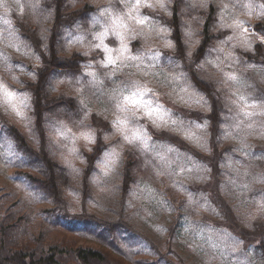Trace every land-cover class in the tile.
<instances>
[{"label": "rangeland", "instance_id": "rangeland-1", "mask_svg": "<svg viewBox=\"0 0 264 264\" xmlns=\"http://www.w3.org/2000/svg\"><path fill=\"white\" fill-rule=\"evenodd\" d=\"M211 1L220 7L219 22L225 30V43L213 51V54L207 55L203 66L213 70L220 85L229 90L228 97L231 101L233 92L237 95L243 92L258 106L255 110H248L262 111L264 108L260 105L264 103V68L245 63L241 58L242 52L250 51L252 48L254 37L251 23L264 17L257 15L259 6L264 5V0H251V2L250 0H192L201 8H206ZM149 2L153 4L152 8L138 9L141 16L148 18V24L141 28L134 22L125 21L129 23L132 31L124 34L129 47V53L126 55H136L138 51L141 53L155 51L159 53L155 67H152L151 62L148 61H146L147 68L136 67L132 62H126L128 64L126 68H122L119 62L115 69L101 66L106 62V53L95 47L98 41L94 37L110 27L111 19L115 18L120 10H128L129 5L122 3V0H90L96 10L91 14L89 24L91 22L92 24L88 32L80 28L79 23L73 26V30L67 29V49L78 50L82 52V56L87 57L81 65L90 60L92 53L98 54V60L90 62L88 65L92 67L85 66L83 73L74 78H55L53 93L59 94L64 91L67 96L76 98L83 107V121L78 125L62 121L57 124L54 136L61 139L58 129L63 127L69 130V134L73 137L80 136L83 132H91L95 137L93 144H87L83 139L77 140L75 144L62 140L60 147L64 154L63 158L66 162L74 163L78 173L74 183L78 185L80 168L85 166L88 152L96 144V140L102 138L108 146L103 155L99 156L96 170L91 177L94 195L90 206L96 215L108 220L118 217L119 205H124L123 214L128 222L150 237L161 252L167 251L168 230L178 215L181 223L171 252L167 256L172 261L181 264H261L254 249L256 240L241 237L224 219L219 208L220 200L216 198L217 185L210 167L178 149L174 144V148H171L169 143L164 141L163 136L168 138L173 136L175 138H171L172 141H181L198 151L211 153L207 103L200 100L202 94L189 83L179 62L175 60L173 46H168L172 41L165 22L170 15V1L166 0L164 8H161L156 0ZM43 3V0H21L20 4H17L16 0H3L0 5V18H2L0 19V82L18 96H26L29 104L27 109H19L23 112V118L18 117L7 106H0V187L3 192L9 193L13 201H17L22 211L30 214H36L38 209L49 205L30 190L27 183L22 182V179L15 175L16 169L22 166L21 158L19 153H16L13 142L6 135L4 127L9 123L17 124L20 128L32 124L31 98L22 87L30 79L31 73L28 69L38 65L39 57L34 48L24 41L16 21L35 15ZM102 9L111 11L113 16L107 19L105 16H100L99 12ZM4 20L8 23L4 24ZM96 20L100 22L96 23ZM237 20L242 21L249 29L248 33L244 34L247 44L240 38L243 29L228 27ZM161 29L166 31L161 32ZM120 31L124 32L123 29ZM132 35H136V39H127ZM229 37L232 39L229 40ZM64 41L65 38L60 35L58 47ZM104 46L113 50V59L119 55L117 49L120 47V42L111 33L106 37ZM87 72L96 74L95 81L92 76L85 75ZM224 74L235 75L236 84L226 82ZM130 81L139 83L149 92V97L146 99L150 98L153 103L160 105L162 109L160 114L168 121L166 125L160 123V126H156L142 112L138 113L140 118L137 126H143L148 137L147 144L129 145L112 127L118 115L111 100L113 90L120 84ZM237 117L236 109L228 123V128L223 129V144L231 145L230 152L234 154L221 160L218 170L220 184L218 191L230 207L234 225L240 229L243 227L242 230L247 232L255 230L252 233L259 234L264 229L262 226L264 208L261 207L264 204V116H255L245 124H240ZM249 123L251 127L246 126ZM45 133L49 139L46 128ZM155 134L158 135L156 140H154ZM187 136H191L192 139H186ZM73 147L76 149L74 154L69 151ZM126 147L145 150L141 153L149 152L154 160L156 177L133 185L131 194L124 203V200L120 199V170L123 164V149ZM110 151L117 154L116 163L104 168L103 164L107 162L105 153ZM57 154L60 156L56 151ZM165 187L173 192V197H184V203L179 205L176 199L171 201L164 190ZM70 197L78 206L80 196L73 193ZM36 221L38 222L37 217ZM122 235L125 237L123 247L127 252L131 248L143 252L148 249V244L137 243L138 238L130 231L128 233L122 231ZM87 240L91 241V239Z\"/></svg>", "mask_w": 264, "mask_h": 264}, {"label": "trees", "instance_id": "trees-1", "mask_svg": "<svg viewBox=\"0 0 264 264\" xmlns=\"http://www.w3.org/2000/svg\"><path fill=\"white\" fill-rule=\"evenodd\" d=\"M43 1L35 15L16 21L24 41L34 48L39 57L38 65L28 69L31 76L22 87L31 98L32 124L20 128L17 124L9 123L4 130L21 158L22 166L16 169L15 175L49 206L38 209L36 214L27 213L0 187V264H181L167 257L181 223L178 215L168 230L167 251L161 252L150 237L128 222L123 214L124 205H119L118 217L108 220L96 215L90 206L94 195L91 177L97 161L108 146L102 138L97 139L88 152L85 166L80 168V181L75 185L78 173L74 163L64 160L60 147L62 139L56 138L54 133L57 124L62 121L73 125L81 123L83 107L76 98L67 96L64 91L54 94L53 90L56 77L74 78L82 74L90 62L98 60V54L92 53L90 60L81 65L87 57L78 50H68L66 46L67 29L73 30V26L79 23L80 28L87 33L92 24H89L91 14L96 7L90 0ZM169 1L170 15L165 24L170 30L174 57L189 83L207 101L211 153L198 151L181 141H172L171 138H175L173 136H163L164 141L171 148L175 145L208 165L217 189L220 186L218 170L221 160L234 154L230 152L231 145L223 144V129L228 128L236 112L228 97L229 90L220 85L210 67L203 66L207 55L213 54L225 43V30L219 22L220 7L213 1L206 8H201L192 0ZM251 26L254 37L252 48L242 52L241 60L264 68V43H261L264 40V17L251 23ZM60 35L65 41L58 47ZM157 136L154 135V140ZM56 151L60 156L56 155ZM142 151L145 150L123 149L120 199L124 203L133 185L156 177L152 155ZM164 190L171 201L176 199L179 205L184 203V197H173L170 189L165 187ZM217 191L219 208L230 228L243 238L256 240L255 253L260 263L264 264V229L259 234H244L240 228L238 231L235 228L237 226L233 225L231 210L227 209L229 206ZM73 193L80 196L78 206L71 200L70 195ZM127 230L138 238L137 243L148 244V249L143 252L131 248L127 252L123 247L125 237L122 235V231L128 233Z\"/></svg>", "mask_w": 264, "mask_h": 264}, {"label": "snow or ice", "instance_id": "snow-or-ice-1", "mask_svg": "<svg viewBox=\"0 0 264 264\" xmlns=\"http://www.w3.org/2000/svg\"><path fill=\"white\" fill-rule=\"evenodd\" d=\"M20 2L21 0H16L17 4H20ZM2 3L3 0H0V5H2ZM122 3L129 5L128 10H120L115 18L111 19L110 27L106 28L104 32L94 37V39L98 41L95 47L106 53V62L101 66L104 68L115 69L117 63L119 62L122 68H126L128 66L126 62H132L136 67L147 68L148 64L146 61H148L151 62L152 67H155L159 59V53L155 51L143 53L138 51L136 55H126V53H129V47L126 43V36L124 34L132 31V29L129 27V23H126L125 21L134 22L136 26L141 28L148 24V18L141 16V14L138 12V9L141 7L152 8L153 4L149 2V0H122ZM156 3H158L161 8H164L166 0H156ZM259 9L260 10L257 11V15H264V5H260ZM105 13H107V15H105ZM99 15L105 16V19H107L108 17H112L113 13L107 9H102L99 12ZM99 22V20H96V23ZM3 23L7 24L8 21L4 20ZM228 27L234 29H243V32L240 34V38L243 39L245 44L248 43V41L244 39V34L248 33L249 29L245 27L242 21L237 20L234 24L228 25ZM120 29H123L124 32L122 33ZM160 31L163 32L166 31V29H161ZM109 33H111V35L120 42V47L117 49L119 55L115 59H113L112 56L113 50L104 46V41L106 37H108ZM127 39H136V35L128 36ZM231 39L232 37H229V40ZM261 43H264V40H262ZM168 46L172 47L173 45L169 42ZM87 67L90 68L92 66L88 65ZM85 75L92 76L93 81L96 79V74L94 72H87ZM224 78L226 82H232L234 85L237 82V77L235 75L224 74ZM113 83H116V81H113ZM146 97H149V92L135 81L124 82L113 90L111 100L118 115L117 119L112 123V127L120 133L122 139L129 145L148 143V137L143 130V126H137V121L140 118L138 113L142 112L143 115L152 120L156 126H160V123L165 125L168 123V121L164 119V116L160 114V111H162L161 106L153 103L150 98L146 99ZM232 97V104L238 110L237 118L239 119L240 124H245V122L251 121L255 116H264V110H248H255L258 106L245 94H243V92H241L240 95H237L235 92H233ZM200 100L207 103L202 95ZM0 106H7L18 117L23 118V112L19 109H27L29 107L28 98L26 96H18L17 93L10 91L6 85L0 82ZM260 107L264 108V103H262ZM246 126L251 127L252 125L249 123L246 124ZM58 131L60 132V138L62 140L70 141L73 144H75V142L80 139H83L87 144L95 143V137L91 132H83L80 136L73 137L69 134V130H65L63 127L58 129ZM185 138L192 139L191 136H187ZM69 151L70 153L74 154L76 149L73 147L69 149ZM105 155L107 157V162L103 164V167L109 168L110 164L116 163L117 154L114 151H110L105 153ZM261 207L264 208V204H262Z\"/></svg>", "mask_w": 264, "mask_h": 264}, {"label": "bare ground", "instance_id": "bare-ground-1", "mask_svg": "<svg viewBox=\"0 0 264 264\" xmlns=\"http://www.w3.org/2000/svg\"><path fill=\"white\" fill-rule=\"evenodd\" d=\"M186 4V3H185ZM185 4H184V6H185ZM180 7V6H179ZM178 7V8H179ZM180 8H182V7H180ZM180 8H179V10H180ZM184 9H186L187 10V8H185L184 7ZM177 11H178V9H177ZM179 12V11H178ZM199 14V13H198ZM209 15V14H208ZM207 18V17H206ZM209 18H211V17H209ZM209 18H207L208 20H209ZM212 19V18H211ZM214 20V19H213ZM211 21V20H210ZM205 22H207V21H205ZM208 23H209V21H208ZM214 23V22H213ZM205 24V23H204ZM210 24H212V21L210 22ZM80 75V74H79ZM77 76H78V74H77ZM261 156V155H260ZM238 157V156H237ZM236 157V158H237ZM239 157H241V156H239ZM235 159V158H234ZM234 159H233V161H234ZM242 160V159H241ZM242 162H244V161H242ZM240 163V162H239ZM246 164V163H245ZM242 166H243V164H241ZM233 166V165H232ZM247 166V165H246ZM234 167H236V166H234ZM234 167H232V168H234ZM237 167H238V165H237ZM239 167H241V166H239ZM242 168V167H241ZM244 168V167H243ZM228 169H230V168H228ZM237 169V168H236ZM240 169V168H239ZM256 169V168H255ZM231 170V169H230ZM232 170H234V169H232ZM248 170V169H247ZM240 171H241V169H240ZM238 172V171H237ZM246 172V171H245ZM251 172V171H250ZM261 172V171H260ZM248 173V172H247ZM254 173V172H253ZM256 173V172H255ZM219 174V173H218ZM216 175V174H215ZM229 175V174H228ZM257 175V174H256ZM231 176V175H230ZM241 176H242V174H241ZM249 176V175H248ZM252 176V175H251ZM259 176V175H258ZM234 177V176H233ZM250 177V176H249ZM253 177V176H252ZM263 177V176H262ZM233 179V178H232ZM236 180V179H235ZM248 180V179H247ZM253 180V179H252ZM256 180V179H255ZM236 181H238V180H236ZM240 182V181H239ZM258 182V181H257ZM211 183H212V181H211ZM210 183V184H211ZM208 184V183H207ZM236 184V183H235ZM240 184V183H239ZM242 184V183H241ZM205 185V184H204ZM203 185V186H204ZM212 186V185H211ZM215 186V185H214ZM213 186V187H214ZM205 187V186H204ZM218 187V186H217ZM220 187V186H219ZM230 187V186H229ZM207 188V187H206ZM223 188V187H222ZM215 189V188H214ZM213 189V190H214ZM132 190V189H131ZM212 190V189H211ZM217 190H218V188H217ZM223 190H225V189H223ZM216 191V190H215ZM131 192V191H130ZM222 192H224V191H222ZM213 193H214V191H213ZM217 193H218V191H217ZM214 196V195H213ZM225 197V196H224ZM227 197V196H226ZM216 198H219V197H216ZM221 198V197H220ZM222 199V198H221ZM223 200V199H222ZM224 202V201H223ZM219 204V203H218ZM226 204V203H225ZM220 205V204H219ZM228 205V204H227ZM226 205V206H227ZM229 206V205H228ZM232 207V206H231ZM226 208V207H225ZM227 209H230V207L229 208H227ZM227 211V210H226ZM235 212V211H234ZM227 213H229V212H227ZM233 213V212H232ZM236 213V212H235ZM230 214V213H229ZM233 215V214H232ZM226 216V215H225ZM228 217H230L229 215H228ZM225 219V218H224ZM232 220H233V217L231 218ZM231 220V221H232ZM235 220V219H234ZM237 222V221H236ZM239 222V221H238ZM225 223V222H224ZM227 223V222H226ZM233 223H235V222H233ZM253 223H255V222H253ZM256 223H258V222H256ZM241 224V223H240ZM229 225V224H228ZM234 225V224H233ZM236 225H237V223H236ZM262 225V224H261ZM261 225H259L260 227H261ZM240 226V225H239ZM262 226H264V225H262ZM258 227V226H257ZM256 227V228H257ZM237 230H238V228H240V227H235ZM243 228V227H242ZM241 228V229H242ZM255 229V228H254ZM239 231V230H238ZM255 231V230H254ZM254 231H250L251 233L252 232H254ZM242 233H244V234H246L245 232H247V230H245L244 232H243V230L241 231ZM247 234H249V232H247Z\"/></svg>", "mask_w": 264, "mask_h": 264}]
</instances>
